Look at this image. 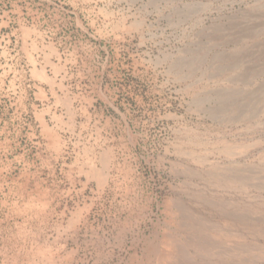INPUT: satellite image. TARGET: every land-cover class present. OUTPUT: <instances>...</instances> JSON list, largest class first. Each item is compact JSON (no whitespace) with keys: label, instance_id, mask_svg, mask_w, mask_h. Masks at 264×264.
Segmentation results:
<instances>
[{"label":"rangeland","instance_id":"1","mask_svg":"<svg viewBox=\"0 0 264 264\" xmlns=\"http://www.w3.org/2000/svg\"><path fill=\"white\" fill-rule=\"evenodd\" d=\"M0 264H264V0H0Z\"/></svg>","mask_w":264,"mask_h":264},{"label":"bare ground","instance_id":"2","mask_svg":"<svg viewBox=\"0 0 264 264\" xmlns=\"http://www.w3.org/2000/svg\"><path fill=\"white\" fill-rule=\"evenodd\" d=\"M198 220H199V219H198ZM191 228H193V227H191ZM194 228H195V226H194ZM194 228H193V229H194ZM199 229L201 230V228H199ZM189 230H190V228H189ZM194 231H196V230H194ZM164 237H165V236H164ZM166 241H167V240H166ZM196 241H197V240H196ZM197 242H198V241H197ZM198 243H199V242H198ZM199 247H201V246H198V248H199Z\"/></svg>","mask_w":264,"mask_h":264}]
</instances>
